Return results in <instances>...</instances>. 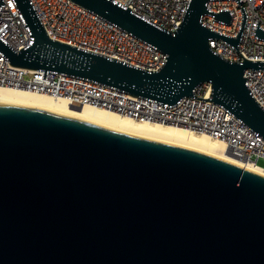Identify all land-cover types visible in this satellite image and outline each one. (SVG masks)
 <instances>
[{"label":"water","instance_id":"1","mask_svg":"<svg viewBox=\"0 0 264 264\" xmlns=\"http://www.w3.org/2000/svg\"><path fill=\"white\" fill-rule=\"evenodd\" d=\"M166 54L157 71L50 38L29 0H16L33 42L10 64L52 69L174 103L210 82V100L264 138V110L245 68L203 25L208 0H190L174 31L111 0H71ZM230 22L227 11L214 14ZM259 36L264 31L257 29ZM0 264H264V175L184 145L0 98Z\"/></svg>","mask_w":264,"mask_h":264},{"label":"built area","instance_id":"2","mask_svg":"<svg viewBox=\"0 0 264 264\" xmlns=\"http://www.w3.org/2000/svg\"><path fill=\"white\" fill-rule=\"evenodd\" d=\"M47 35L73 47L119 61L146 71H157L166 54L117 24L71 0H29ZM147 22L170 31L180 25L190 0H111ZM200 21L237 44L217 37L208 40L212 51L231 62L243 58L264 61V0H208ZM227 11L230 22L214 14ZM0 40L19 51L32 44L29 25L16 0H0ZM245 83L264 110V69L245 68ZM0 85L23 88L62 97L74 106L96 102L107 109L139 121L160 122L207 133L225 142L229 155L256 166L264 158V138L223 105L210 100V82L196 85L192 94L174 103L134 96L115 86L52 69H31L10 64L0 50ZM264 166V165H263Z\"/></svg>","mask_w":264,"mask_h":264},{"label":"bare ground","instance_id":"3","mask_svg":"<svg viewBox=\"0 0 264 264\" xmlns=\"http://www.w3.org/2000/svg\"><path fill=\"white\" fill-rule=\"evenodd\" d=\"M121 62L127 64V61ZM0 98L28 106L60 111L127 133L198 149L264 175V166H256L229 155L225 142L207 133L195 132L185 127L166 123L139 121L107 109V104L103 102H96V106L91 104L74 106L62 97L1 85Z\"/></svg>","mask_w":264,"mask_h":264},{"label":"rangeland","instance_id":"4","mask_svg":"<svg viewBox=\"0 0 264 264\" xmlns=\"http://www.w3.org/2000/svg\"><path fill=\"white\" fill-rule=\"evenodd\" d=\"M257 164L263 166L264 165V158H262V157L258 158L257 159Z\"/></svg>","mask_w":264,"mask_h":264}]
</instances>
